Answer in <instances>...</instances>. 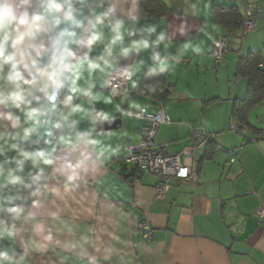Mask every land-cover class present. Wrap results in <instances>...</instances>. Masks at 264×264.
<instances>
[{
    "label": "clouds",
    "instance_id": "clouds-1",
    "mask_svg": "<svg viewBox=\"0 0 264 264\" xmlns=\"http://www.w3.org/2000/svg\"><path fill=\"white\" fill-rule=\"evenodd\" d=\"M183 3L184 16L198 15L197 3ZM141 11L140 0H0V264H33L34 254L56 264H132L129 213L85 203L110 158L103 126L117 119L94 107L111 104L112 95L93 88L97 81L118 87L113 80L135 88L144 53L151 75L204 52L203 40L188 38L173 54V36L158 31L166 18L137 26ZM130 57L141 58L121 66ZM128 92L114 110L138 116V101L121 107Z\"/></svg>",
    "mask_w": 264,
    "mask_h": 264
},
{
    "label": "crops",
    "instance_id": "crops-1",
    "mask_svg": "<svg viewBox=\"0 0 264 264\" xmlns=\"http://www.w3.org/2000/svg\"><path fill=\"white\" fill-rule=\"evenodd\" d=\"M160 1L156 5L140 0L143 18L137 26L166 18L158 31L166 28L173 36L170 52L175 54L188 38L193 43L203 40L204 52L186 53L174 69L164 73L169 90L161 100L138 88L139 80L151 66L147 53L142 54L144 67L133 78L136 86L130 85L128 99L121 107L127 109L128 100L134 99L146 112L155 113L157 104H163L171 122L159 125L154 143L168 153H177L187 146L193 129L212 134L213 140L196 150L197 182L171 180L164 197L154 201V186L159 181L156 175L136 172L126 179L121 173L125 166L123 157L130 145L140 141L145 122L136 115L128 117L114 110L122 96L112 98L111 104L94 102L96 109L112 112L120 122L117 126H103L106 132L101 139L110 158L98 169V182L88 188L85 203L121 205L129 213L131 224L125 250L132 264H264V219L255 215L264 200V101L250 109L247 126L236 127L232 115L235 99L246 93V80L235 76L239 55H245L242 46L246 38V49H259L264 59V0H250L260 7L256 29L240 47L237 37L241 29L235 30L234 36L229 37L228 51L218 64L212 58L213 44L228 30L217 22L212 9L228 1L190 0L197 3V16L183 15L182 9L187 6L183 0ZM181 26L184 34L177 31ZM105 34L107 39L110 34L107 30ZM102 49L103 45L99 46L93 55ZM93 92L110 95L99 81ZM79 127L85 128L87 123L82 122ZM108 132L112 135L108 136ZM131 168L127 167L128 172H133ZM142 219L155 229L150 240L137 232ZM34 256L33 264H56L55 257L49 254Z\"/></svg>",
    "mask_w": 264,
    "mask_h": 264
},
{
    "label": "built area",
    "instance_id": "built-area-1",
    "mask_svg": "<svg viewBox=\"0 0 264 264\" xmlns=\"http://www.w3.org/2000/svg\"><path fill=\"white\" fill-rule=\"evenodd\" d=\"M229 3L237 4L243 12V21L241 26L240 39L241 42L251 34L257 25V18L260 12V7L256 2L250 0H225ZM229 36L219 35L214 41L212 48V58L215 64L220 63L228 51ZM130 62L122 60L121 66ZM259 66L264 68V60L259 63ZM239 80L241 77H236ZM114 85H103L112 98L121 97L126 88L129 89L130 84L125 81L113 80ZM137 117L141 118L145 124L140 130V141L137 144L130 145L127 153L123 157V163L126 167H135L140 173H151L158 177L159 181L154 186L153 200H160L164 197L166 190L171 180H177L184 184L189 182H197V158L196 150L199 146L207 144L213 139L212 134L204 131L193 129L189 140L190 143L177 153H168L164 148L158 147L154 143V137L157 129L161 124H169L171 122L169 116L165 112L163 104H157L155 113L145 111L139 112ZM230 154L232 151L227 150ZM233 161V159H231ZM258 218L264 219V200L260 203L255 211ZM137 232L145 240H150L154 237L155 229L147 220L142 219L138 222Z\"/></svg>",
    "mask_w": 264,
    "mask_h": 264
},
{
    "label": "trees",
    "instance_id": "trees-1",
    "mask_svg": "<svg viewBox=\"0 0 264 264\" xmlns=\"http://www.w3.org/2000/svg\"><path fill=\"white\" fill-rule=\"evenodd\" d=\"M154 4H161L160 0H150ZM212 13L217 22L226 30L229 37H233V32L241 29L243 21V12L239 5L234 3H222L213 7ZM240 40V35L237 37ZM240 49H238L239 51ZM264 60L260 57V50H250L246 55H239L235 69V76L246 80V93L241 98H236L233 104V118L236 127L241 128L248 125L247 114L250 109L264 101V68L259 63ZM149 70V69H148ZM148 70L144 73L138 82L140 90L161 100L168 95L169 87L164 81V73L157 71L155 74H148ZM210 101V100H209ZM209 101H205L207 103ZM213 140V139H212ZM211 140V141H212ZM209 141L208 144L211 142ZM125 165V164H124ZM133 172H128L126 165L121 173L129 179L135 176V167L131 168Z\"/></svg>",
    "mask_w": 264,
    "mask_h": 264
},
{
    "label": "rangeland",
    "instance_id": "rangeland-1",
    "mask_svg": "<svg viewBox=\"0 0 264 264\" xmlns=\"http://www.w3.org/2000/svg\"><path fill=\"white\" fill-rule=\"evenodd\" d=\"M247 40H248V38H246L245 40H244V42H243V46H242V48H244L245 47V49L243 50V52H244V54L246 55L247 54V52H248V49H246L247 47H246V43H247ZM238 42H239V45H238V47H240V40H238ZM241 51H242V49H241Z\"/></svg>",
    "mask_w": 264,
    "mask_h": 264
},
{
    "label": "water",
    "instance_id": "water-1",
    "mask_svg": "<svg viewBox=\"0 0 264 264\" xmlns=\"http://www.w3.org/2000/svg\"><path fill=\"white\" fill-rule=\"evenodd\" d=\"M120 120L117 118L111 125L105 124V127L109 126H117L119 124Z\"/></svg>",
    "mask_w": 264,
    "mask_h": 264
}]
</instances>
